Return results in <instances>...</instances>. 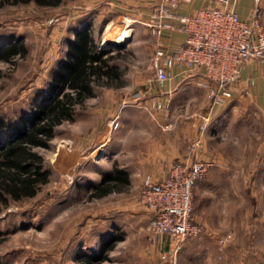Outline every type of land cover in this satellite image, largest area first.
Returning <instances> with one entry per match:
<instances>
[{
    "label": "rangeland",
    "instance_id": "obj_1",
    "mask_svg": "<svg viewBox=\"0 0 264 264\" xmlns=\"http://www.w3.org/2000/svg\"><path fill=\"white\" fill-rule=\"evenodd\" d=\"M151 6L149 0L58 6L0 0V52L11 42L25 47L23 55L0 57V120L8 129L50 90L77 28L90 25L121 72L96 80L94 95L74 119L57 127L48 148L36 149L49 178L35 196L0 211V264H82L87 253L99 257L98 264H264V109L256 101L230 100L218 118L225 129L215 131V117L199 121L212 103L206 90L173 97L162 119L155 103L138 107L142 98L135 94L154 78L157 37L145 18ZM118 108L132 117L122 115L116 128ZM194 121L199 132L206 128L202 151ZM176 135L183 136L181 144L186 140V155L173 159L168 171L179 163L213 162L193 188L192 222L202 229L180 242L150 230L153 214L141 201L142 189L147 179H160L136 157ZM114 150H122L116 163L129 182L92 197L114 166Z\"/></svg>",
    "mask_w": 264,
    "mask_h": 264
},
{
    "label": "built area",
    "instance_id": "obj_2",
    "mask_svg": "<svg viewBox=\"0 0 264 264\" xmlns=\"http://www.w3.org/2000/svg\"><path fill=\"white\" fill-rule=\"evenodd\" d=\"M191 1L149 0L154 10L147 25L157 37L154 78L159 83L168 80L176 65L187 73L201 72L200 85L214 105H223L233 97L242 68L252 60H264V0H254L247 19L239 16L231 0H213L190 14L180 12L179 8ZM167 30L183 32L185 39L169 48L164 39ZM135 95L134 99H141L142 92ZM156 106L163 109L161 102ZM118 126L116 119L114 127ZM212 165L208 160H196L190 166L179 163L162 179L145 181L141 201L153 214L150 230L154 234L180 242L201 231L202 227L192 222L193 188Z\"/></svg>",
    "mask_w": 264,
    "mask_h": 264
},
{
    "label": "trees",
    "instance_id": "obj_3",
    "mask_svg": "<svg viewBox=\"0 0 264 264\" xmlns=\"http://www.w3.org/2000/svg\"><path fill=\"white\" fill-rule=\"evenodd\" d=\"M20 1L58 6L64 0H15ZM90 28H77L65 58L54 71L50 90L30 114L21 117L11 129L0 120V211L12 200L35 196L48 181L44 157L36 149L48 148L57 127L74 119L77 107L94 95V82L102 77H121L118 66L111 62L115 56L97 43ZM18 53H25L24 45L11 42L3 47L0 57L8 61ZM128 182V176L115 162L90 195L103 196ZM80 259L82 264H98L101 260L88 253Z\"/></svg>",
    "mask_w": 264,
    "mask_h": 264
},
{
    "label": "crops",
    "instance_id": "obj_4",
    "mask_svg": "<svg viewBox=\"0 0 264 264\" xmlns=\"http://www.w3.org/2000/svg\"><path fill=\"white\" fill-rule=\"evenodd\" d=\"M231 1L233 3L234 9L242 19L251 17L253 12L254 0ZM207 4H213V0H192L190 3L183 4L179 8V10L182 13L190 14ZM153 10L154 6H151L149 9H147L145 18H151ZM262 21L264 23V4ZM164 39L165 45L169 48H173L185 39V34L176 30H167L164 32ZM203 78L204 76L201 72L187 73L183 70L182 66L176 65L175 67H173L171 71V77L168 80L159 83L155 80V78H153L145 84L146 86L142 92L141 97L142 100L138 102V107H142L145 110L151 109V102L155 104L157 102H161L163 105V109L157 111V113L159 112V114L157 115L160 117V119H162L163 117H166L168 115V111H164V107H166L165 104H167V101H170L173 97H178V95L181 96L182 94H184V97H186L189 91H192L193 93V91L198 90L197 88H199L203 92L205 89L200 85V82L203 80ZM189 96L192 98L193 94H190ZM233 99L256 101L257 106L261 109H264V60H252L242 68L240 76L234 85L233 98L230 100L232 101ZM230 100H228L223 105H214L210 103V106L206 108L207 110L205 108V110L203 109L205 113H202L203 110L200 112L201 116L199 121H201V118H203L205 114L210 115L215 117V120L217 121L214 128L215 131H221L225 129L223 128L225 124L219 121L218 118H220L222 112H224V109L229 107L231 102ZM116 111H118L116 119L119 121L121 120L122 115V120L126 117H128L127 119H130L132 117L131 112L126 114V109L122 110L121 108H118L116 109ZM194 125L196 126V132L198 131L197 141L200 143L199 150L202 151L201 148L205 147L204 142L206 128L205 126H200L199 132V128L197 127L198 122L194 121ZM167 127L168 126H166V128ZM199 134L201 137L203 136V138H201ZM182 137L183 136L176 135L171 139H165L164 141L162 140L159 144L155 145L152 151L151 149H149L147 150L148 152L146 151L142 154L138 153L136 157L141 158V161L145 164L148 163L150 165H153L154 167L149 169L148 173H150L157 179H161L166 176L168 169L170 168V166H172L173 159L175 160L177 158H182V156L186 155V153L184 152L186 148V140H184V144H181ZM121 153L122 150H114L112 154V161H118Z\"/></svg>",
    "mask_w": 264,
    "mask_h": 264
}]
</instances>
